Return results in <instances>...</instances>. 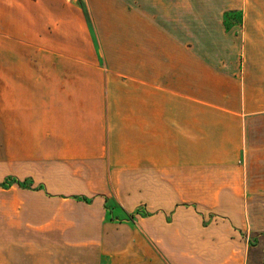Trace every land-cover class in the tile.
I'll use <instances>...</instances> for the list:
<instances>
[{"label": "crops", "instance_id": "1", "mask_svg": "<svg viewBox=\"0 0 264 264\" xmlns=\"http://www.w3.org/2000/svg\"><path fill=\"white\" fill-rule=\"evenodd\" d=\"M77 1L7 34L70 78L0 82V264H264V0Z\"/></svg>", "mask_w": 264, "mask_h": 264}, {"label": "rangeland", "instance_id": "2", "mask_svg": "<svg viewBox=\"0 0 264 264\" xmlns=\"http://www.w3.org/2000/svg\"><path fill=\"white\" fill-rule=\"evenodd\" d=\"M25 1L27 0H13L12 7L8 5V14L13 15L14 18L10 33L5 32L4 26L0 29V82L4 83L8 80L12 81L16 76L19 77V80H22L23 71H28V75L25 76L24 80L29 82L37 81L39 79L43 80V78H45V81H61L69 79L70 76H67V73H62L59 75L54 74V68L51 63L54 65L55 59L46 58L43 56H41V58L39 55H37V51L35 49L31 52L32 49L30 47L23 46L17 42H12L10 39L11 37L9 38V36H7V34H11L18 37L24 30L29 31L31 39L35 40V36L39 33V30L40 33L44 32L46 28L51 32L56 30L57 26H54L53 20L50 18H54L55 15L62 16L63 12L58 9L57 5H54L52 2L47 5V18H45L44 16L39 17L38 15H34L33 13H31L32 8L31 10L28 9V7H26ZM75 3L80 10H83V3L81 0ZM4 9H6L5 6L2 9L0 6V16L2 13L3 17L5 16ZM22 20H24V22H22ZM29 20L30 25H28L27 22ZM25 22L27 24H25ZM39 67L41 70L39 69ZM63 69L69 70L70 72V68L68 67L64 66ZM16 71H20V74L16 73ZM39 71L42 73V77L39 76ZM16 93H19V91L9 90V95L11 97H15ZM0 97H3V105L0 101V163L5 162V160L7 159L20 161L22 157L21 152L23 150L22 147H19L20 145L18 147L17 145L20 142L31 139L26 138L22 141V139L18 138L17 136H7L8 134L18 133V130L20 131L23 128V123L20 121L8 122L5 109L7 108L8 110L15 111L16 107L15 105L7 106L4 103L6 97L5 90H0ZM24 152L30 153L27 150H25Z\"/></svg>", "mask_w": 264, "mask_h": 264}]
</instances>
